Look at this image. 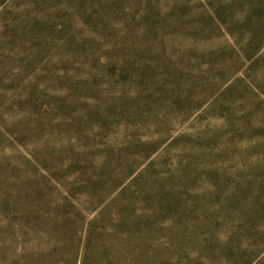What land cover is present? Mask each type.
Segmentation results:
<instances>
[{"label": "rangeland", "instance_id": "obj_1", "mask_svg": "<svg viewBox=\"0 0 264 264\" xmlns=\"http://www.w3.org/2000/svg\"><path fill=\"white\" fill-rule=\"evenodd\" d=\"M0 264H264V0H0Z\"/></svg>", "mask_w": 264, "mask_h": 264}]
</instances>
